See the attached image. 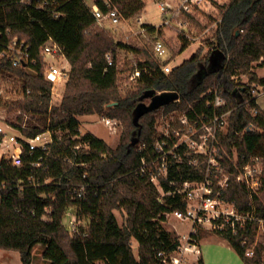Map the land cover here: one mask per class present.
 Returning a JSON list of instances; mask_svg holds the SVG:
<instances>
[{"label": "trees", "instance_id": "trees-1", "mask_svg": "<svg viewBox=\"0 0 264 264\" xmlns=\"http://www.w3.org/2000/svg\"><path fill=\"white\" fill-rule=\"evenodd\" d=\"M21 1L0 0V49L10 37L26 39L37 64L30 71L0 59V78L3 73L19 76L26 80L25 89L32 91L24 101L10 105V109L49 115L50 129L66 134L61 139L55 136L47 151L31 154L24 143L22 166L2 162L0 250L18 251L23 264H32L33 249L39 244L46 247L43 257L50 264H165L159 254L175 251L180 241L172 238L160 222L166 221L167 213L186 209L178 189L186 181H203L207 166L190 165L184 147L180 146L177 157L168 158V174L161 180L167 195L166 201L161 202L157 186L148 175L140 173L144 158L151 161L160 155L154 146L155 112L145 113L137 126L134 111L140 98L150 92L175 91L180 94L181 103L165 106V113L180 107L189 110L190 118H194L195 113L189 108L193 107L198 114L213 115L214 108L206 106L213 95H202L209 87L218 85L227 102L218 112L233 110L223 144L230 153L232 147L237 148L240 167L251 157L264 158V110L252 97L251 86L238 84L234 78L240 72L249 74L251 85L264 88V77L252 71L254 63L264 68V0H231L223 6L212 50L203 57L200 52L194 54L170 74H165L160 64L142 50L147 59L134 68L142 70L137 81L139 90L125 97L117 85L116 50L136 51L133 46L116 43L107 30L98 26L82 0H59L58 10L63 14L59 19L48 10L27 7ZM114 1L125 19L145 8L144 0ZM148 31L155 33L157 29L148 26ZM49 42L58 44L71 64L61 104L52 111L53 82L46 78L41 56V48ZM183 42L181 53L190 46L185 39ZM220 51L223 58L218 56ZM110 53L114 55L112 65L107 60ZM94 114L127 118L129 132L116 149L92 133L81 134L77 116ZM22 131L33 137L43 130ZM2 140L0 135V146ZM138 144L145 148L140 151ZM77 146L83 147L76 149ZM225 166L228 172L236 173L231 163ZM82 185L86 186L87 201L73 196ZM221 197L234 203L238 212L252 214L254 219L248 221L245 229L238 226L235 234L230 226L219 234L245 264H264L263 245L255 248L253 257L247 256L255 242L258 220L264 219V189L260 199L233 176ZM252 201L254 205H250ZM71 206L78 207L80 218H90V224L81 226L77 233H71L64 223ZM114 210L125 211V224H119ZM246 238L249 241L243 244ZM133 240L139 243V258L134 253ZM198 264H204L203 260Z\"/></svg>", "mask_w": 264, "mask_h": 264}, {"label": "built area", "instance_id": "built-area-1", "mask_svg": "<svg viewBox=\"0 0 264 264\" xmlns=\"http://www.w3.org/2000/svg\"><path fill=\"white\" fill-rule=\"evenodd\" d=\"M86 8L90 11L96 22L102 26H120L125 19L117 8L114 0H82ZM160 10V17L162 20L161 26L174 27L181 33H186L189 25V18L197 10H202L207 0H154ZM22 4L27 7L34 6L40 10H48L54 16L59 19L63 16L62 12L58 10L60 6L59 0H22ZM145 9V8H144ZM138 21L141 23L140 33H147L148 26L155 25L144 22V17L140 16ZM159 26V25H158ZM10 32L8 31V35ZM185 35V34H183ZM1 37V33H0ZM154 52L159 58L161 70L165 74H170L176 67L171 66L169 63L164 64L168 60L170 54L166 44L160 40L154 43ZM46 55L52 58H66L62 53V48L55 43H47L41 48V56L44 58ZM0 59L7 60L12 63L14 67L27 68L30 71L33 70V66L37 64V59L32 55V46L26 39H21L18 36L10 37L8 43L0 49ZM109 65H112L114 60L112 54L107 55ZM46 62V59L44 60ZM46 78L57 84L59 81L67 79L66 68H62L59 71L56 70L54 64H51L49 71L45 73ZM142 75V70L137 68L131 76L132 81H138ZM26 80L12 75L10 73H3L0 78V97L3 102L0 108V135L3 137L0 146V168L3 161L10 163L12 166L23 165V153L25 151L24 143L29 147L31 154L36 150L47 151L49 146L54 142L55 136L61 139L60 131H54L52 129L43 130L33 137H28L23 133L24 128H28L25 123H22L20 118L28 117L30 112L23 111L21 109L11 110L10 105L16 102L24 101L25 98L32 93L30 89H25ZM9 85L16 86L20 93H15V97L11 98L6 92V87ZM160 93V92H158ZM212 94L213 99L207 102V107H213V115H209L204 112L203 115L198 114L196 110L191 107L190 109L195 113L194 118H190L189 110H182L180 117L173 119L171 123L174 127L172 133L169 131L162 133L157 137L154 144L156 150L159 152L158 158H152L151 161L143 159V164L140 169L142 175H148L150 180L155 183L158 173H164L165 177L168 174V158L170 155L177 157L176 150L183 146L186 155L189 158L188 163L195 167L201 165L202 159L207 158L209 160V167L216 164L215 154L219 151V144L221 138V132L227 125L226 115L228 111L219 113L220 108L226 106L227 102L223 96V91L218 88L216 90H209L202 95ZM1 102V101H0ZM181 103V100L176 101ZM176 111L175 114H177ZM108 127L114 125V121L110 118L104 117V120ZM14 132L20 133V136L14 134ZM171 143L173 144L170 147ZM83 146H77L76 149H80ZM89 149L88 146H85ZM34 166H40V163H33ZM155 166V167H154ZM154 167V168H153ZM157 169V170H155ZM208 168V174L205 181L192 182L186 181L180 185L178 193L182 195L183 200L186 202V209H176L167 216L173 215L175 218L181 221H192V228L189 233L181 235L180 245L178 248L170 254L160 253L159 256L163 257L165 264H185L188 261V255L190 253H200L198 248L199 232L198 226H203L204 221L210 220L221 221L220 224L215 223L216 227L220 230L231 227L233 233H237L238 226L245 229L248 221L253 220L254 217L246 216L235 210L226 211L220 209L222 205L219 199L212 197L210 188L207 184H210V175ZM239 180L244 182V185L255 189L259 187L262 180L258 177V171L254 167L251 171H247V177L245 180L239 176ZM199 191L201 192L200 194ZM204 191V192H203ZM257 193V191H255ZM74 198L82 201L88 200V193L86 186L82 185L77 187L73 193ZM161 200V199H160ZM162 202V201H161ZM190 204V208L188 205ZM193 204H195L193 206ZM76 208L77 211L72 213L71 210ZM70 215V230L71 233H77L80 231V217L78 215V207L71 206L68 209ZM210 216V218H209ZM264 220V219H261ZM86 227V226H84ZM182 242V244H181ZM246 244V241L243 242ZM253 256L255 251H249Z\"/></svg>", "mask_w": 264, "mask_h": 264}, {"label": "rangeland", "instance_id": "rangeland-1", "mask_svg": "<svg viewBox=\"0 0 264 264\" xmlns=\"http://www.w3.org/2000/svg\"><path fill=\"white\" fill-rule=\"evenodd\" d=\"M145 2V9L140 12L138 15L130 18L129 20H123L120 26L114 27L105 25L102 26L98 24V26L102 29L107 30L111 36L114 38L116 43H123L125 45H131L135 48L136 51H129L126 49H117L116 50V59H117V68L119 71L118 74V90L120 91L121 95L125 97L128 93L137 92L139 89L138 82L132 81L131 76L134 73V68L138 64V62L145 61L147 58L142 53V50L146 51L148 56L152 61H156L157 63H161L159 58L156 56L154 52V43L158 40L164 42L169 49V58L164 64L169 63L173 67H178L184 61L190 59L194 54L199 53L201 56H206L214 47L215 41V34L218 29V24L222 17L223 6H227L231 0H207L203 11L197 10L194 14L189 18V25L186 33H181V31L176 30L174 27H164L160 24L162 23L160 17V10L157 7V4L154 0H144ZM140 16L144 17V22L150 23L155 25L157 31L155 33H140L141 31V23L138 21ZM159 25V26H158ZM185 34V35H183ZM183 39L190 43V46L181 53V47ZM113 54V53H112ZM114 56V55H113ZM44 72L49 71V67L51 64H54L56 70H60L62 68H66V72L68 74L67 79L59 81L57 84L53 83L52 89V103L50 107V111H52L53 107L60 106L61 101L63 99L64 93L66 91V85L69 79V72L71 71V64L66 58H52L49 55L44 57ZM162 64V63H161ZM253 72H255L259 77H264V68L259 66L258 63H254L253 65ZM236 83L241 85L251 86V93L252 97L257 100V103L262 109L264 107V88L258 84H250V76L249 74L239 73L237 76L234 77ZM218 85H214L209 87L208 90H216L218 89ZM5 95L8 93L11 98L15 97V93H20L18 88L13 85H9L6 88ZM181 100V99H179ZM226 100V99H225ZM0 108L2 106L3 100L0 97ZM151 98H140V103H144L146 105L151 104ZM139 103V104H140ZM174 103V102H173ZM138 104V105H139ZM111 104L110 106H112ZM137 105V106H138ZM165 106H161L158 109L152 111L155 112V137L157 138L162 133L169 131L170 133L173 132L174 127L171 123L173 119L180 117V112H183L182 108L178 107L175 110H172L169 113H165L164 111ZM191 108V107H189ZM263 110V109H262ZM175 116L173 114L176 112ZM233 110H229L227 117V125L221 132L220 144H219V151L215 154L216 164L211 165L209 167V160L207 158H203L201 165L205 164V179L208 174V168H210V184H207L210 188V192L212 193V197H215L221 201L222 205L220 209L231 211L238 210L235 207V204L224 200L221 197L222 190H226L229 187V181L233 176H236V180L240 184H244L242 180H239V176L245 180L247 177V171H251L252 168H256L258 171V177L262 180V186L259 185L258 188L252 189L251 187L247 186L251 194L257 195L260 199L263 198V189H264V158L262 156L251 157L248 163L245 164L244 167H240L239 164V154L236 147H232L231 153L225 147L222 142L228 133L230 117ZM144 116V115H143ZM175 117V118H174ZM108 118V117H107ZM110 118V117H109ZM136 118V112L134 111V121ZM77 119L80 122L81 127V134L84 135L86 133H92L102 139H104L112 148L116 149L120 144L122 138L129 132V122L127 118H110L114 121V125L110 128L106 125L104 120V116L94 114V115H83L77 116ZM51 119L49 115H41V114H28V117H23L22 123H25L28 128H39L41 130H47L51 127ZM141 123L142 120H141ZM140 126L139 124H136ZM15 135L20 136V133L14 132ZM60 137L65 135V132L60 133ZM135 140H139L138 136H135ZM138 148L141 151L145 148V145L138 144ZM231 163L234 168L236 169V173H230L227 170L226 164ZM155 167V166H154ZM153 167V168H154ZM157 170V169H155ZM155 185L157 186L160 192V199L162 202L166 201V193L164 192L161 186V180L165 177L164 173H158L156 176ZM203 180V182L205 181ZM219 189L216 190V188ZM257 191V193L255 192ZM204 192V191H203ZM201 192L199 191L200 194ZM252 201L250 205H254ZM195 204H193L194 206ZM190 208V204L188 205ZM77 209L73 208L71 210L72 213L76 212ZM115 215L119 221L120 225L126 223L127 216L124 210H114ZM240 213V212H239ZM242 214V213H241ZM246 216H252V214H243ZM210 218V216H209ZM70 215L68 212L66 213V217L64 219V223L66 228H70ZM252 221V220H250ZM258 227L256 231L255 242L250 246L247 250V256L253 257L249 251L254 250L258 245L264 246V220H258ZM81 226H88L90 224V218L82 217L80 218ZM161 226L167 230V232L171 235L172 238H178L180 240L181 235L187 234L190 232L192 228V221H181L175 218L173 215L167 216L166 221L160 222ZM206 226H209L210 231L220 235L219 231L220 228L216 227L215 223L210 220L204 221L203 226H198L199 236L205 232ZM177 229V231H176ZM69 230V229H68ZM203 230V232H202ZM225 230V229H224ZM70 231V230H69ZM179 233V234H178ZM221 236V235H220ZM200 240V238H199ZM246 243L249 241L246 238ZM182 244V242H181ZM132 246L134 249V253L137 258H139V243L136 240L132 241ZM42 250L41 247H36L33 251V261L32 264H44L43 257H42ZM195 254H189L188 259L193 261L195 259ZM0 262L2 264H23L21 259V255L18 251H7V250H0ZM103 264V263H100Z\"/></svg>", "mask_w": 264, "mask_h": 264}, {"label": "crops", "instance_id": "crops-1", "mask_svg": "<svg viewBox=\"0 0 264 264\" xmlns=\"http://www.w3.org/2000/svg\"><path fill=\"white\" fill-rule=\"evenodd\" d=\"M262 109L264 110L263 106ZM199 238L198 248L200 253H190L195 254L196 257L191 262L188 259L185 264H198L200 259L203 260L204 264H245L229 242L222 236L211 232L209 226H206L205 232L202 233ZM36 247L43 248L41 253L43 257L46 247L43 244H39ZM43 262L44 264H50V261L46 260L44 257Z\"/></svg>", "mask_w": 264, "mask_h": 264}, {"label": "water", "instance_id": "water-1", "mask_svg": "<svg viewBox=\"0 0 264 264\" xmlns=\"http://www.w3.org/2000/svg\"><path fill=\"white\" fill-rule=\"evenodd\" d=\"M218 56H219V58H223L224 57L223 52H221V51L218 52ZM143 98H151L152 102L149 106L144 104V103H140L136 107V109H135V112H136L135 124H139L140 118L145 113L152 112L161 106H167L173 102L178 101L180 99V94L178 92H175V91L161 92V93H157V92L153 91V92H150L147 95H145ZM136 143H137V141L134 142V144H136Z\"/></svg>", "mask_w": 264, "mask_h": 264}]
</instances>
